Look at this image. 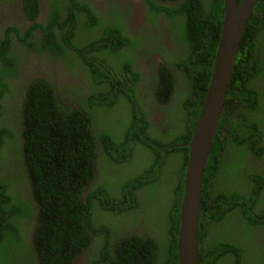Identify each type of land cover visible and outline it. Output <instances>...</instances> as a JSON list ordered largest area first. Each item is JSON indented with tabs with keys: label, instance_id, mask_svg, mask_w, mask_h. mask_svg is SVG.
<instances>
[{
	"label": "trees",
	"instance_id": "obj_1",
	"mask_svg": "<svg viewBox=\"0 0 264 264\" xmlns=\"http://www.w3.org/2000/svg\"><path fill=\"white\" fill-rule=\"evenodd\" d=\"M20 1L0 0V264H178L182 145L207 92L223 1L145 0L150 28L137 36L130 1L47 0L41 21L40 0ZM164 30L184 49L171 54ZM21 52L49 54L60 76L24 83ZM153 54L161 60L138 65ZM251 157L264 160V0L243 32L205 168L200 264H264V172Z\"/></svg>",
	"mask_w": 264,
	"mask_h": 264
},
{
	"label": "water",
	"instance_id": "obj_2",
	"mask_svg": "<svg viewBox=\"0 0 264 264\" xmlns=\"http://www.w3.org/2000/svg\"><path fill=\"white\" fill-rule=\"evenodd\" d=\"M223 19L207 92L199 109L188 148L179 209L178 264H200L198 228L205 168L224 111L239 44L258 0H222ZM33 62L27 63V65ZM165 153V151L163 152ZM30 230V227H27Z\"/></svg>",
	"mask_w": 264,
	"mask_h": 264
},
{
	"label": "flooded vegetation",
	"instance_id": "obj_3",
	"mask_svg": "<svg viewBox=\"0 0 264 264\" xmlns=\"http://www.w3.org/2000/svg\"><path fill=\"white\" fill-rule=\"evenodd\" d=\"M11 1H14L15 3L14 4H18L19 3V0H11ZM40 16H39V19L38 21H41L43 19V16H42V8L43 6L45 7H49V4L47 2V0H40ZM91 2H93V6H96L98 8H102L103 5H102V2L103 0H89ZM127 1H130L131 5L133 6V9L132 11H134V15H132V19L129 21V32H133V34H136L137 35H142L143 34V31H145L149 26L147 25V23L145 22L147 17L149 16V13H147V9L149 8V6L146 4L145 0H115V2H127ZM157 1V3H164V4H169L171 2H164L163 0H155ZM6 3H2V6L4 7ZM102 6V7H101ZM138 13V20L139 22L133 24V22L135 21V17H136V14L135 13ZM111 13V12H110ZM42 18V19H41ZM159 20H160V23H159V29L162 30L166 24L165 22V19H166V15L165 14H159ZM23 21H25L24 19V15H23ZM43 22V21H42ZM133 24V25H132ZM150 28V27H149ZM168 30H170L169 28H167ZM168 30H164L162 32H158V37L160 38V40L165 43L166 47L170 50L171 54L172 53H175L176 50H174V46L178 49L182 48V40H181V37H178L177 35L175 34H172L171 32H169ZM174 45V46H173ZM147 50V49H146ZM148 51V50H147ZM30 55H37L36 53H33V54H30ZM23 58H25L24 60V64L25 66H31L32 64L30 65H27V63H31L32 61L29 59L30 57L28 55H23ZM152 60H154L156 63L157 61H160L161 60V57L157 54V55H152L150 58H143V60H140V63H138V65L141 64V66L143 67V69H145L147 67V62H151ZM44 60L38 65L37 63V67L39 68V66L41 67L42 64H43ZM57 66V64H55ZM58 68V66H57ZM59 69L62 70V65L59 63ZM77 70V69H75ZM147 74V73H145ZM75 75L78 76V73H75ZM147 77L149 76V74L146 75ZM70 77V80L72 81H75V82H78V83H81V78H78V79H74L73 77L69 76ZM64 81H67V78H63ZM159 80V79H158ZM155 122L157 123H160V118L159 117H153L152 118ZM165 150H163L164 152ZM162 152V153H163ZM166 152V151H165ZM164 154V153H163ZM249 164H251V166H253V168L256 170V171H263L264 172V160L262 161L260 158H257V157H251L250 161L247 162ZM214 199H215V194H214ZM33 224V221L29 223V227L32 228V225ZM258 236L260 237H264V233H259ZM79 258H77L78 260ZM76 260V261H77Z\"/></svg>",
	"mask_w": 264,
	"mask_h": 264
},
{
	"label": "clouds",
	"instance_id": "obj_4",
	"mask_svg": "<svg viewBox=\"0 0 264 264\" xmlns=\"http://www.w3.org/2000/svg\"><path fill=\"white\" fill-rule=\"evenodd\" d=\"M19 4V3H18ZM17 4V5H18ZM0 5H1V3H0ZM17 8H18V6H17ZM44 12H47L46 11V9H45V7L43 6V8H42V13H44ZM22 13V15H23V12H21ZM24 19H25V21H23V24H25V25H31V22L26 18V17H24ZM14 45L15 46H12L13 48L15 47V48H17V46L19 47L20 46V42L18 41V44L16 45L15 44V42H14ZM23 53L21 52V55H22ZM31 54H33V53H31ZM24 55V54H23ZM29 56V55H28ZM47 56H49V54H45V56H44V58H39V59H36L37 58V55H30L29 57V59L32 61V62H34L31 66H25V64L23 63V82L24 83H27L25 80H27V78H33V77H35V76H43V74L45 73V72H48V74L50 75V77H51V79L53 80V76H55V75H57L56 76V78H55V80L60 76V73H59V63L58 62H55V63H52V62H50V61H48V59H45V57H47ZM20 58H21V56H20ZM46 60L43 64H42V66L40 67L39 66V72L38 73H34L33 71V69H32V66H34L35 64H37L38 63V65L40 64L39 62H41L42 60ZM50 63L51 64H57V66H58V68H57V66L55 65V66H53V65H50ZM21 65H22V63H21ZM23 83V84H24ZM9 103H10V99H8V101L6 102V110H8V105H9ZM33 221V226H32V228H30V230L32 229L33 231H32V233H29V230L27 229V227H29V223L30 222H32ZM36 222H37V217L34 215L32 218H31V220L28 222V225H27V227H26V231H25V234H26V237L29 239V241L31 242L32 241V239H33V235H34V228H35V225H36ZM81 259H82V257H81Z\"/></svg>",
	"mask_w": 264,
	"mask_h": 264
},
{
	"label": "rangeland",
	"instance_id": "obj_5",
	"mask_svg": "<svg viewBox=\"0 0 264 264\" xmlns=\"http://www.w3.org/2000/svg\"><path fill=\"white\" fill-rule=\"evenodd\" d=\"M19 2H21L20 0H19ZM18 5H20V3L18 4ZM17 9V7L15 8V10ZM15 10H14V12H15ZM14 12H13V14H14ZM136 14V17H135V21L133 22V24H135V23H137V22H139V20H138V13L136 12L135 13ZM0 17H1V12H0ZM20 19H23V15H21V18ZM132 24V25H133ZM143 60V59H142ZM23 66V61H22V65H21V67ZM21 73V78L23 79V69H22V72H20ZM155 104H156V102L155 101H153ZM13 105H14V103L12 102L11 103V101H10V103H9V105H8V110H10V109H12L13 108ZM156 106H158L157 104H156ZM159 107V106H158ZM152 113H153V115H152V118L153 117H159L160 119H161V117H162V115L154 108V107H150V108H148ZM117 110H119L120 111V114L119 115H117L118 117H120L121 116V114L123 113V110L125 111L126 110V107L125 106H123V105H121V106H118L117 107ZM166 116H167V114H166ZM116 119V118H115ZM116 120H119V119H116ZM153 120V119H152ZM113 121H114V119L113 120H110V121H106L108 124H112L113 123ZM154 121V120H153ZM167 122V121H166ZM154 123H156L155 121H154ZM159 136H160V134H159ZM145 155V153L143 152V153H139L138 155ZM146 156H149L148 154H146ZM138 157H142V156H138ZM124 180V177L122 178V181ZM123 186V185H122ZM125 195H127V191H126V193H125ZM237 214H238V212H236V215H235V217L237 216ZM100 213H99V216H98V213L96 212V218H95V222H98V220H99V217H100ZM99 221H105V222H107L108 224H111V225H115L116 224V222H114L112 219H111V216H109V217H105L104 219H102V220H99ZM262 239L264 240V237H262ZM79 262L80 261H78V262H74L73 264H79Z\"/></svg>",
	"mask_w": 264,
	"mask_h": 264
}]
</instances>
